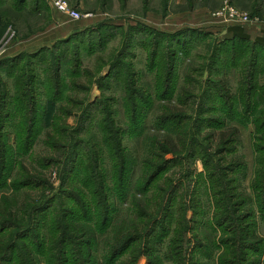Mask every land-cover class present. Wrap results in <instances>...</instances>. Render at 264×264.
Here are the masks:
<instances>
[{
	"label": "rangeland",
	"instance_id": "1",
	"mask_svg": "<svg viewBox=\"0 0 264 264\" xmlns=\"http://www.w3.org/2000/svg\"><path fill=\"white\" fill-rule=\"evenodd\" d=\"M2 1L0 12H5L0 25L6 24L0 26V61L4 62L0 66V93L14 96L20 90L31 94L32 89L30 97L43 105L36 112L34 136L24 149L17 144V126L13 128L19 121L16 113L23 108L20 104L7 107L12 111L3 134L8 135L0 143L14 146L17 153L11 177L6 179L9 187L0 188V208L25 221L28 213L32 215L30 207L55 194L63 183L67 189L85 193L84 183H94L100 174L113 185L114 161L106 143H116L119 148L112 145L113 152H127L128 163H132L131 191L126 201H116L109 230L96 240L95 257L102 264L109 246L118 239L137 236L116 264L129 261L141 248L136 264H157L160 235L164 238L158 246L162 264H176L166 255L175 233L183 229V225L178 227L180 217L192 220L195 230L186 235L191 242L198 245L197 240L205 244L206 237L211 243L219 238L209 222L217 212L209 202L212 189L217 190L215 182L212 185L208 179L214 163L205 156L217 153L219 162L231 168L227 177L235 179V200H246L249 204L245 209L255 212L259 251L263 249L258 260L264 264V217L253 208L252 200L253 183L264 168L260 165L264 154L259 150L264 134L259 136L252 123L243 126L231 122L223 113L231 110L224 108L225 104L234 106L233 100L240 98V91L248 85L264 88V52L253 68L252 49L240 48L241 41H232L230 31L241 26L252 42L264 38V0H68L84 16L89 14L79 20L58 13L47 1L40 5V14L28 13L31 5L27 11L15 12V0ZM92 26L95 29L86 35L75 34ZM74 34L68 42L58 43ZM238 47L241 51L236 52ZM20 54L25 56L19 62L8 60ZM58 63L62 67L59 86L46 79L49 65ZM27 65L35 68L36 79L28 77ZM23 73L27 75L23 77ZM228 92L229 98L225 96ZM258 92H254L256 98ZM50 98L57 100L54 107H49ZM258 103L264 114V102ZM45 108L50 113L49 122L41 113ZM215 120L223 122L222 126ZM105 127L109 130L104 132ZM113 127L118 130L113 131ZM24 128L27 131L26 125ZM166 159L171 161L168 167L146 194L140 193L145 177ZM28 177L47 185L12 188V183ZM173 187L168 215L175 220L171 224L169 217L162 215ZM56 197L55 208L73 204L66 195ZM44 215L41 218L45 219ZM35 219L39 218L35 216L33 222L39 236L32 233L29 239L40 244V249L48 247L58 233L52 236V222L48 225ZM157 221L161 224L158 228ZM15 231H0V237L14 236ZM148 241L154 260L146 255ZM195 247L190 243L191 264H218L220 251L213 250L212 259H207V253L203 255ZM38 257L40 264H48L43 256Z\"/></svg>",
	"mask_w": 264,
	"mask_h": 264
},
{
	"label": "trees",
	"instance_id": "2",
	"mask_svg": "<svg viewBox=\"0 0 264 264\" xmlns=\"http://www.w3.org/2000/svg\"><path fill=\"white\" fill-rule=\"evenodd\" d=\"M45 1L46 0H15L12 5L15 12L27 11V6L31 5V8L28 9L27 12L32 14H40L42 11L40 5ZM3 5V1L0 0V9L4 8ZM4 12L5 11L0 12V22L2 21ZM5 24L3 22L0 26ZM94 29V26L85 27L77 31L75 34L86 35ZM230 31L233 33V37L231 39L232 41H241L240 44L243 45V47L240 48H243L244 51H249L252 49V67H257L259 57L261 55L260 52H264V38L257 37L252 42L250 35L244 32L241 26L231 27ZM75 34L67 37L66 39L59 40L58 43L68 42L69 40L76 37ZM240 48L238 47L236 52L241 51ZM255 48H258V50L255 51ZM44 50H49V47L45 48ZM24 56V54H20L8 60L11 62H19ZM53 60L54 62L55 60L58 61L56 58ZM3 63L4 62L0 61V66ZM28 66L29 65L26 67L29 74L28 77L30 76V78L36 79V73L32 71L33 69L35 70V68L31 70V68ZM61 68V64L59 65V63L51 68L49 65V70H51V73H49V70H46V79L51 82H55L56 85L59 86L58 80H60V73L62 70ZM262 72H264V64L262 65ZM26 75L27 73H23V77ZM27 84H29V82ZM259 86L260 85L258 84L252 87L248 85L245 91H240V98L233 100L234 106L225 104L224 108L229 107L231 110H225L223 113L227 119H229L231 122H236L239 125L249 126L251 123L254 124L255 131L260 136V134H264V114L259 110L261 105H259L258 101L262 100V102H264V88ZM255 90L259 91L257 98L254 94ZM30 92L32 94L33 90L31 89ZM31 94H23V92L20 90H18V93L16 92V95L14 96H11L7 92L0 93V140L3 137H7L8 135L3 134V130L6 127V119L11 115L10 111H12L7 109L8 105L20 104V107L23 109L16 113L17 116H19V121L13 126V128L17 126L15 131L17 135V144L20 142L23 149L25 148L26 142L32 139L34 136L33 125L36 123V112L39 111V107L43 105H40L36 100H33V97H30ZM225 96L229 98V92L226 93ZM49 101V107H54L55 103L57 102V100L55 101V99L52 98H50ZM44 110H46V108ZM41 113L44 116V121L49 122L50 113H48L47 110L44 112L41 111ZM217 123L220 126L223 124V122L215 120V124ZM24 125L27 126V131L25 130ZM108 130L109 129L106 127L103 129L104 132ZM117 130L113 127V131L116 132ZM106 139L108 140V136H106ZM261 141L264 143V137L263 139L261 138ZM106 145L108 146L114 161L113 177L115 176L114 178L116 183L113 185H108V183L105 181V176L102 177L100 174L95 177L94 183H84V185L87 186L85 187V193L82 191H77L76 188L67 189V185L63 183L61 189L56 191L55 194L60 196L66 195L68 199L73 202V204L66 205V203H64L55 208L54 204L57 200L56 195L53 194L47 195L46 197L44 196L45 198L43 197L44 199L41 202H38L37 204L30 207L32 208V215L31 213H28L25 221H19V216L17 214L13 216L9 215L10 212L8 213L7 211H4L0 208V231L5 232L6 230L11 229L16 230L14 236L1 235L2 237H0V264H40L38 256H43L45 259H47L48 264H101L100 259L97 260L95 257V252L98 250L96 240L101 236L103 237L109 230L112 223L113 210H117L115 205L116 201L124 202L128 199V193L131 191L129 172L132 169V163H128L129 154L127 152H123L124 154H115L113 152L112 145L117 146V144H110V142H107ZM29 146L30 145L27 146L25 153L28 151ZM259 150L264 154V145H261ZM16 153L17 151L15 150L14 146H7L4 143H0L1 189L9 187V185L6 186V179L11 177L10 175L13 171L12 169L14 166ZM191 155L194 156V154ZM205 156L209 158L210 162L214 163L208 179L212 182V185H214L215 182L217 190L216 188L212 189L213 193L209 195V202L215 205L217 212L214 211V214L211 217L212 219H209V222L212 224L215 235L218 236L219 234V238L216 240L213 238L214 240L212 243V240L207 237V243L205 244L201 240H197L198 245L195 243V241L191 242V240H189L186 235L189 232H192L193 229L195 230V228L190 225L192 220H185L183 217H180L178 219V227L180 228L181 225H183V229L181 228L177 230L175 233V238L173 241H170L169 250L166 255L167 259L175 261L176 264H191L190 254L192 251L189 249L191 243L193 247L196 246L199 248L203 255L207 253V256H205L207 259H212L211 257L213 250L216 249L220 251L219 255L217 256L218 264H261L258 258H260L259 252L261 254L263 249L261 248V251H259L260 249L256 233L257 219L255 218V212L252 213V211L245 209L247 204H249V202L246 200H235V186H233L235 179H229L227 177V173L231 172V168L226 165L224 166L219 162V160L216 158L217 153H208V155L206 153ZM52 162L49 161V163ZM170 162V160L166 159L162 163L157 164V166L152 169V172L145 177V183L138 189V191L140 193L146 194L151 183L164 169L168 167ZM263 164L264 157L262 158L260 165L263 167ZM118 165H120L119 170H117ZM85 171H87L86 168ZM34 185L37 187H43L47 185V183H41V181L40 183H37L36 178L28 177L26 180H23V182L12 183L11 186L12 188L14 186V190H21V188ZM252 188L254 191V196L252 199L253 208L259 210V212L264 217V168L259 178L253 183ZM174 189L175 187H173L169 193V201L167 202V205H164V213L162 216L169 217L168 212L171 207L172 198L175 194ZM43 213L45 214L44 216H46L45 219L41 218ZM34 215L39 218L42 223L43 221H47V224L49 225L52 222V236H54V233H58L57 237L54 236L51 238V242H49L48 247L43 246L40 249V244H35L33 239H29L31 238L32 233H36L35 238L39 236V232L37 231L38 227L36 228V225H33L35 218ZM35 220L39 222L38 219ZM174 220L175 218H173V216L169 217V222L171 224L174 222ZM160 226V222L157 221V228ZM161 229L162 231L164 230L163 227ZM179 235L180 238H178ZM194 235L195 238L198 239V234L195 233ZM159 237L157 238L156 243L157 264H162L161 259L163 257H161L158 253V246L162 244L164 238L160 235ZM137 239V236H130L123 241L118 239L115 243L109 246L107 251L103 254L101 258L102 264H116L120 254H122L130 246V244ZM148 242H146L144 245V247L147 249V252H149L146 255L154 260V249H152L153 246L150 244V242L149 246L146 247ZM185 243H188V246H186ZM19 244H21L20 247L18 246ZM142 252V248L141 251L136 250L129 261H120L118 264H136L141 257ZM11 253H13V255L10 257L8 254ZM150 264L156 263L153 261Z\"/></svg>",
	"mask_w": 264,
	"mask_h": 264
},
{
	"label": "built area",
	"instance_id": "3",
	"mask_svg": "<svg viewBox=\"0 0 264 264\" xmlns=\"http://www.w3.org/2000/svg\"><path fill=\"white\" fill-rule=\"evenodd\" d=\"M50 7H52L55 11L61 14H65L72 20H79L85 16H89L86 14L84 16L76 7L72 6L68 0H46Z\"/></svg>",
	"mask_w": 264,
	"mask_h": 264
},
{
	"label": "crops",
	"instance_id": "4",
	"mask_svg": "<svg viewBox=\"0 0 264 264\" xmlns=\"http://www.w3.org/2000/svg\"><path fill=\"white\" fill-rule=\"evenodd\" d=\"M62 15H65V14H62ZM66 16V15H65ZM59 19V18H58ZM63 30H65V28H63Z\"/></svg>",
	"mask_w": 264,
	"mask_h": 264
}]
</instances>
